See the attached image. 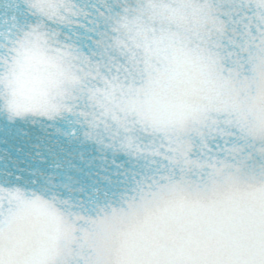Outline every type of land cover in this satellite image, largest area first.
Masks as SVG:
<instances>
[{
  "label": "snow or ice",
  "instance_id": "6c2138e0",
  "mask_svg": "<svg viewBox=\"0 0 264 264\" xmlns=\"http://www.w3.org/2000/svg\"><path fill=\"white\" fill-rule=\"evenodd\" d=\"M0 264H264V0H0Z\"/></svg>",
  "mask_w": 264,
  "mask_h": 264
}]
</instances>
